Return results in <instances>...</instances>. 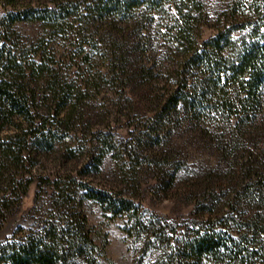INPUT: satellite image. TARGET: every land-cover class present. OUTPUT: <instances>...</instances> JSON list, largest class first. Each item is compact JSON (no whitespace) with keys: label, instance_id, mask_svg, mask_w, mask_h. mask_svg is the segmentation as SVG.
Listing matches in <instances>:
<instances>
[{"label":"trees","instance_id":"16d2710c","mask_svg":"<svg viewBox=\"0 0 264 264\" xmlns=\"http://www.w3.org/2000/svg\"><path fill=\"white\" fill-rule=\"evenodd\" d=\"M23 1L0 0V172L26 170L22 202L37 182L38 198L51 192V215L4 244L0 264H95L85 199L122 219L134 264H264V150L251 147L264 126V0H234L209 37L203 0ZM20 22L57 33L69 25L82 52L95 37L107 43L115 141L92 161L98 170L111 153L114 185L31 174L30 149L52 148L53 131H70L90 89L67 84L46 37L32 52L14 28ZM190 141L210 150L212 163H191ZM171 194L186 196L188 215L150 206Z\"/></svg>","mask_w":264,"mask_h":264},{"label":"rangeland","instance_id":"374dc122","mask_svg":"<svg viewBox=\"0 0 264 264\" xmlns=\"http://www.w3.org/2000/svg\"><path fill=\"white\" fill-rule=\"evenodd\" d=\"M50 1L52 0H26L19 4L31 3L42 7L50 4ZM233 1L203 0L204 37L213 35L224 24L226 17H229V7ZM20 8L22 9L21 6ZM14 28L23 43L28 47L33 44L32 52L36 49L37 41L46 37L43 45L48 46L47 57L50 59L54 56L58 65L68 73L67 84L82 85L83 89H90V94L85 95V112L73 117L70 131L60 128L53 131L52 148L30 149L31 174L36 179L72 177L93 187L114 185L115 161L111 153L105 155L98 170L92 161L95 155L105 151V140L115 141V84L105 82L107 43L95 37L91 40L92 44L85 46L86 52H82L80 46L83 38L69 25L59 33L45 30L39 23L20 22ZM87 53L88 58L85 56ZM16 127L17 124L6 127L7 133ZM256 133L251 147L264 150V126ZM185 138L187 139V136ZM186 151L193 164H210L214 160L210 150L201 149L193 141L186 145ZM26 177V170L22 167L8 173L0 172V201L3 203L0 206V248L16 236L36 231V220L51 215L44 205L48 203L47 197L51 192H42V196L38 198L36 194L40 193V188L37 187V182L30 186L29 193L22 202V188L17 182ZM45 191L48 189L45 188ZM151 199L150 206L165 217L185 216L192 210V204L184 195L171 194L168 198L156 196ZM83 209L97 244L96 249L88 250L89 254L92 251L95 264H134L136 256L123 230L122 219L110 220L109 215L89 199L84 200ZM80 264L88 263L81 261Z\"/></svg>","mask_w":264,"mask_h":264}]
</instances>
